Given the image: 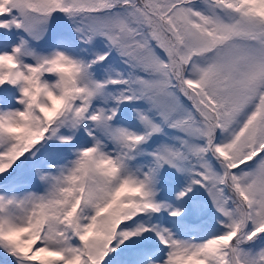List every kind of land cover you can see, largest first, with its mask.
<instances>
[{"label": "snow or ice", "instance_id": "snow-or-ice-1", "mask_svg": "<svg viewBox=\"0 0 264 264\" xmlns=\"http://www.w3.org/2000/svg\"><path fill=\"white\" fill-rule=\"evenodd\" d=\"M0 264H264V0H0Z\"/></svg>", "mask_w": 264, "mask_h": 264}]
</instances>
